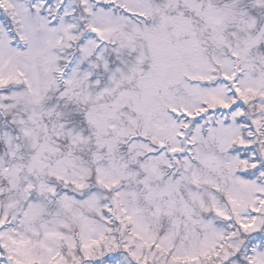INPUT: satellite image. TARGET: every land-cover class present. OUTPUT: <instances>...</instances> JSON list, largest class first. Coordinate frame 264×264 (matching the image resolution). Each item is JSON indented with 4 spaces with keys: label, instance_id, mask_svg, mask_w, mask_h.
Segmentation results:
<instances>
[{
    "label": "snow or ice",
    "instance_id": "1",
    "mask_svg": "<svg viewBox=\"0 0 264 264\" xmlns=\"http://www.w3.org/2000/svg\"><path fill=\"white\" fill-rule=\"evenodd\" d=\"M0 264H264V0H0Z\"/></svg>",
    "mask_w": 264,
    "mask_h": 264
}]
</instances>
